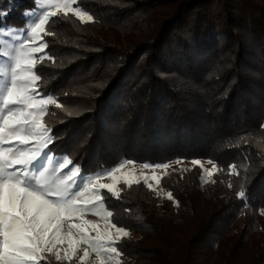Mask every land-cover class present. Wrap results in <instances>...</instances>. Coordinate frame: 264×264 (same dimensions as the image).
<instances>
[{
  "label": "trees",
  "instance_id": "16d2710c",
  "mask_svg": "<svg viewBox=\"0 0 264 264\" xmlns=\"http://www.w3.org/2000/svg\"><path fill=\"white\" fill-rule=\"evenodd\" d=\"M75 6L93 20L53 18L45 38L53 59L39 69L61 103L43 118L51 153L68 155L86 176L125 159L218 166L207 183L193 165L170 171L156 192L123 182L120 199L103 191L105 212L129 232L118 245L121 264H264V0ZM9 7L5 24L22 27L34 4L0 0V10ZM232 164L239 176L228 175ZM242 188L247 211L235 195Z\"/></svg>",
  "mask_w": 264,
  "mask_h": 264
},
{
  "label": "snow or ice",
  "instance_id": "6c2138e0",
  "mask_svg": "<svg viewBox=\"0 0 264 264\" xmlns=\"http://www.w3.org/2000/svg\"><path fill=\"white\" fill-rule=\"evenodd\" d=\"M76 3L77 0H33L34 7L22 12L28 18L22 27L5 24L11 7L0 10V48L4 49L0 56L7 58V62L0 60V78L8 81L0 94V264H51L53 256L57 262L71 261L81 244L87 246L83 256H79L81 262L91 251L99 264H121L119 258L123 252L118 245L129 232L112 222L111 211L105 215L97 206L105 200L104 190L120 199V178L114 173L134 161L125 159L117 167L102 169L94 178L86 176L82 165L68 155L51 153L49 146L55 142L53 130L43 122L50 114L49 106L61 108V103L54 98L55 93L42 86L39 74L45 62L53 59L46 51L50 45L45 39L54 35L50 30L53 18L63 15L68 19L71 15L81 23L93 20V16L75 6ZM68 115L73 113L68 112ZM261 127L264 128V124ZM175 163H181L180 159ZM191 164L203 169L199 159H192ZM140 167L166 170L170 164L143 163ZM217 168L214 163L212 170L203 169V173L212 177ZM180 171L187 170L181 168ZM104 175L112 178L113 183H97ZM167 175L165 172L163 176L136 178L128 174L122 182L129 187L143 183L156 192L149 180L160 185ZM228 175H240L235 164L228 166ZM201 180L208 182L203 176ZM164 195L178 206L172 192ZM235 195L242 202V211L252 207L246 190L242 188ZM259 208L264 214V203ZM88 212L102 216L106 222L103 227L82 220ZM73 220L81 222L72 223ZM64 244L66 248L61 247Z\"/></svg>",
  "mask_w": 264,
  "mask_h": 264
},
{
  "label": "rangeland",
  "instance_id": "374dc122",
  "mask_svg": "<svg viewBox=\"0 0 264 264\" xmlns=\"http://www.w3.org/2000/svg\"><path fill=\"white\" fill-rule=\"evenodd\" d=\"M12 43H15L14 41ZM5 62H7V58L4 57L3 59ZM8 83L7 79L6 78H0V94L3 93V90H4V87L6 86V84ZM141 164H129V165H126L125 168L123 169H120L118 172L114 173V176L120 178L119 182H122V178L125 176V175H128L130 174L131 176L133 177H136V178H141L142 176L144 175H148L149 177L152 176L153 174L155 175H158V176H163V174L165 172L169 173L170 171L172 170H180L181 168H191L193 165L191 164V162H181L179 164L177 163H171L170 164V167L168 169H152V168H149V169H143L140 167ZM201 165H203V169H208V170H212V166L211 164L209 163H206V162H201ZM202 169V171H203ZM218 171L216 170L215 173H217ZM204 175V173H203ZM96 176V175H95ZM95 176H90V177H95ZM211 177H208L206 175H204V179L205 180H209ZM118 182V183H119ZM97 183H113V180L112 178L108 177L107 175H104V176H101L99 181H97ZM149 183H152L153 184V188H155L156 190H158V185L156 184L155 181H152V180H149ZM97 208L103 213L106 215V212L104 210V206H103V203L98 205ZM82 220H89V221H93L95 223H97L98 225H100L101 227H103V225L106 223L105 220L102 218V216H98V215H95L93 214V212H88L86 213L83 217H82ZM81 220H73L72 223H80ZM65 230H67V224L65 225ZM91 235H95L94 232H91L90 233ZM62 248H66L67 245L64 244L61 246ZM87 247L86 245H79L78 246V251L77 253L73 256V259L74 261H77L78 263L80 264H99V260L96 256V254L94 252H91L90 251V254L88 257L85 258V260L83 262H81L79 260V256H83L84 252V248ZM47 255V254H45ZM61 255H63V252L61 253ZM52 260L56 261L54 256L51 257ZM68 260H62V261H59L60 263L64 264L66 263ZM57 262V261H56Z\"/></svg>",
  "mask_w": 264,
  "mask_h": 264
}]
</instances>
